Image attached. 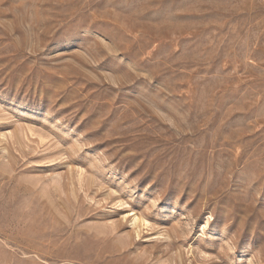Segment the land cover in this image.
<instances>
[{
  "label": "rangeland",
  "instance_id": "obj_1",
  "mask_svg": "<svg viewBox=\"0 0 264 264\" xmlns=\"http://www.w3.org/2000/svg\"><path fill=\"white\" fill-rule=\"evenodd\" d=\"M0 264H264V0H0Z\"/></svg>",
  "mask_w": 264,
  "mask_h": 264
}]
</instances>
